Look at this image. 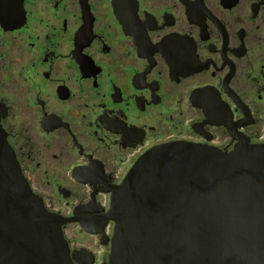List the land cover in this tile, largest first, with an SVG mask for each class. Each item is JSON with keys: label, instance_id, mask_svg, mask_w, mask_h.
<instances>
[{"label": "flooded vegetation", "instance_id": "1", "mask_svg": "<svg viewBox=\"0 0 264 264\" xmlns=\"http://www.w3.org/2000/svg\"><path fill=\"white\" fill-rule=\"evenodd\" d=\"M0 102L73 263L110 264V188L146 150L264 142V0H0Z\"/></svg>", "mask_w": 264, "mask_h": 264}, {"label": "water", "instance_id": "2", "mask_svg": "<svg viewBox=\"0 0 264 264\" xmlns=\"http://www.w3.org/2000/svg\"><path fill=\"white\" fill-rule=\"evenodd\" d=\"M10 2L18 12L22 0ZM5 112L0 102V264H74L62 230L72 217L31 188ZM110 190V264H264V142L161 143Z\"/></svg>", "mask_w": 264, "mask_h": 264}]
</instances>
